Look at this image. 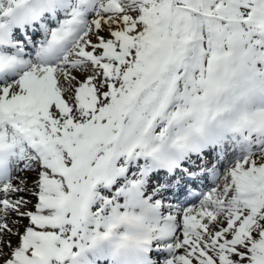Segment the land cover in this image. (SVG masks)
I'll use <instances>...</instances> for the list:
<instances>
[{
  "label": "snow or ice",
  "instance_id": "obj_1",
  "mask_svg": "<svg viewBox=\"0 0 264 264\" xmlns=\"http://www.w3.org/2000/svg\"><path fill=\"white\" fill-rule=\"evenodd\" d=\"M0 264H264V0H0Z\"/></svg>",
  "mask_w": 264,
  "mask_h": 264
},
{
  "label": "rangeland",
  "instance_id": "obj_2",
  "mask_svg": "<svg viewBox=\"0 0 264 264\" xmlns=\"http://www.w3.org/2000/svg\"><path fill=\"white\" fill-rule=\"evenodd\" d=\"M102 34H104V33H102ZM27 175L30 177L29 180H28V183H29V185H31V183H32L33 179L35 178V175L36 174L33 172V173H27ZM25 195H26L27 198H31L33 200V203H35V199L31 197L30 193H27ZM24 223L26 224L27 221H24ZM16 243H17V238L16 237H13L12 238V244H13V246H15ZM6 251H7V249H6Z\"/></svg>",
  "mask_w": 264,
  "mask_h": 264
}]
</instances>
